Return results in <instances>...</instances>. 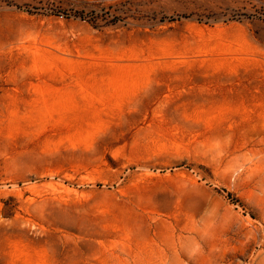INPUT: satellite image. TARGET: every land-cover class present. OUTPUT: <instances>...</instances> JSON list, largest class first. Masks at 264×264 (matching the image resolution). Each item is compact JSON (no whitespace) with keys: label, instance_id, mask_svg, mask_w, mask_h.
<instances>
[{"label":"rangeland","instance_id":"obj_1","mask_svg":"<svg viewBox=\"0 0 264 264\" xmlns=\"http://www.w3.org/2000/svg\"><path fill=\"white\" fill-rule=\"evenodd\" d=\"M0 264H264V0H0Z\"/></svg>","mask_w":264,"mask_h":264}]
</instances>
